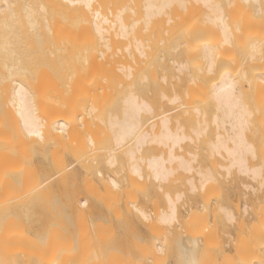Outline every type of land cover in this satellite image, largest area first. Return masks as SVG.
Masks as SVG:
<instances>
[{
  "label": "bare ground",
  "instance_id": "6f19581e",
  "mask_svg": "<svg viewBox=\"0 0 264 264\" xmlns=\"http://www.w3.org/2000/svg\"><path fill=\"white\" fill-rule=\"evenodd\" d=\"M115 1L122 6L115 7ZM132 1L0 0V264H203L218 230L212 229L206 238L180 234L178 202L186 193L174 196L170 192L178 181L186 192L198 193L183 202L181 208L189 213L200 206L203 210L213 207L212 211L221 212L217 216L224 227L233 230L244 223L246 214L260 216L264 222V215L256 210L264 207V74H258L264 66V38L249 40L232 31L225 15L226 2L253 3L260 6L250 17L263 22L264 0H193L194 6L205 9L216 43H202L204 32L197 26L191 48H174L171 59L154 55L153 63L162 69L155 82L162 108L153 123L148 116L155 113L154 108L132 91V66L121 62L114 51L119 43L115 38L129 40L140 23L130 24L124 17ZM137 3L139 10L133 11L146 30L154 20L170 17L172 10L186 9L185 0ZM62 17L67 20L62 22ZM242 23L235 22L237 31L242 32ZM81 25L89 29L82 41L77 32ZM93 44L99 54L87 57ZM135 49L144 55L140 42ZM126 51L132 57L129 44ZM235 52L241 58L231 70L228 56ZM190 65L204 75L188 78ZM41 78L50 79L53 86L39 96L31 85ZM126 79L129 87L109 101L105 83L114 93L116 84ZM192 92L201 94L210 110L191 101L180 102ZM64 96L66 103L60 102ZM82 102L90 104L86 113H96V123L101 122L99 134L90 133L86 139L81 131L86 124L82 119L73 121L70 113L73 105ZM72 139L79 140L78 153L84 157V161L78 158L80 169L51 158L70 148ZM102 140L107 156L99 161L94 149ZM146 146L161 148L160 154L140 158ZM119 150L127 158L130 174L138 176L130 179L145 190L143 202L152 195L165 204L154 218L137 202L126 204L132 188L121 181L111 176L95 184L90 181L93 164L102 161L114 166ZM140 162H145V168ZM34 164L41 169L39 177L27 178ZM87 185L95 193L93 210L102 214L103 203L110 207L99 222L92 216L84 222L74 217L75 211L90 203L75 194ZM218 187L244 198L239 216L229 207L210 203L207 192ZM19 190L22 198L13 202L9 197ZM118 214L123 223L116 222ZM191 218L189 227L195 229ZM153 219L154 224L145 223ZM151 228L164 231L165 242L146 243L144 235ZM257 232L241 228L235 236L229 232L228 253L264 264V232ZM108 240L122 242L110 246Z\"/></svg>",
  "mask_w": 264,
  "mask_h": 264
},
{
  "label": "rangeland",
  "instance_id": "374dc122",
  "mask_svg": "<svg viewBox=\"0 0 264 264\" xmlns=\"http://www.w3.org/2000/svg\"><path fill=\"white\" fill-rule=\"evenodd\" d=\"M223 2H226V0H222ZM119 1H115L116 6L119 7L122 6L118 3ZM186 2V9H179L178 10H172L170 12V17H162L157 20H154L152 25L146 28L144 27L143 23L141 22V17L138 15V13H134V11L139 10V4L137 3V0H134L130 3V8L124 13V17L129 22L130 24L140 22L135 25L134 27V33L133 35L129 38V40H122L115 38L116 42L119 41V43L116 44L114 51L118 54L119 59H121V62L127 65H131L133 68L132 74V83H133V88L132 91L142 100H145L151 106L154 108V114L152 116H148V119L153 120L151 123H153L157 118H154L159 115L161 112V101L160 100V90H159V84L155 85V82L159 81V76L162 71V69L157 67L153 63V58L156 53L158 55H162L165 58L164 59H171L174 48L179 47L180 49H186V48H191L193 44V37L197 35V29L200 27V31H203V40L201 41L202 43H208V42H215V38H217V35L212 32L210 29V26L208 24V18L206 15L205 9L202 7L195 5L193 3V0H185ZM264 6V3H262ZM114 7L112 5H109L108 7ZM198 6V9L196 8ZM226 13L225 15L227 16V21L231 23L232 26V31L235 30V32H239L238 34L244 35L247 37L249 40H262L264 38V19L263 22L260 21V18L254 19L251 18L250 16L256 12L258 7L260 5L256 4H248L241 3L239 4V1L232 2L231 5H228L226 2ZM134 10V11H133ZM103 11L107 16H109L110 20L113 19L109 12L103 8ZM137 12V11H136ZM263 13H260V16H263ZM235 17V19L233 18ZM180 17V20H179ZM249 17V18H248ZM264 17V16H263ZM233 18V19H232ZM253 19V21L258 20V22L253 23L249 22ZM239 19V20H238ZM62 22H65L67 20V17H62L60 19ZM167 20H171L170 25H167ZM174 22H173V21ZM178 20V21H177ZM235 20V21H234ZM243 20V23H242ZM261 20V19H260ZM206 21V23H204ZM241 22L243 24V29L242 32L236 30V24L235 22ZM234 22V23H233ZM177 24H180V26H177ZM162 26V27H161ZM171 26V27H170ZM198 26V27H197ZM234 26V27H233ZM242 28V27H241ZM198 29V31H199ZM202 29V30H201ZM89 29L87 28L86 25H81L77 28L78 32V38L80 41L85 40L86 37H88V31ZM199 31V33H200ZM136 42H140L141 45H143V50H144V55H140V53L135 49V44ZM78 43V39L75 38L74 44ZM90 42L88 41L89 47L91 46L89 44ZM131 46V53L132 57H130L129 53L126 51V46L127 45ZM87 47V46H85ZM93 49V50H92ZM119 49L120 51H117ZM99 48L95 47L94 44L90 48V51L87 53L88 56H93L99 54L98 52ZM174 53V52H173ZM235 52L234 54H236ZM109 55L115 54L114 52H109ZM234 55V56H235ZM233 55L228 56L230 59V69L234 70V67L237 66L235 63L236 61L240 60L241 56L240 54L234 57ZM117 58V57H116ZM118 59V58H117ZM235 59V61L233 60ZM237 59V60H236ZM162 60V59H161ZM237 61V62H238ZM150 65H149V64ZM189 70L192 71V74L188 76L190 77H199L203 76L204 72H196V68L194 65H190ZM258 74H264V66L258 69ZM199 75V76H198ZM32 77V76H30ZM33 82V81H32ZM130 84H128V80L121 81V83L118 85L116 84L115 88L116 90L114 93H112L113 88L109 86L107 83H105L104 91L109 93V101L111 99H116L117 97L121 96V93L124 92L125 89L129 87ZM53 86V82L45 78H41L40 80H35L32 85L31 89L32 92L35 94L42 96L43 94L46 93V91H52L50 87ZM86 90H89L90 87L88 86L86 82ZM93 89H91L92 91ZM42 93V95L40 94ZM104 93V92H103ZM40 98V97H39ZM68 99L66 97H62L60 99V102H67ZM190 101L192 103H190ZM180 102H189L190 104H195V105H201L202 109L204 110H210V106L205 105L203 96L199 94L198 92H192V96L186 95L181 99ZM197 103V104H196ZM202 103V104H200ZM39 105V104H38ZM41 105V104H40ZM89 103L82 102L80 104L73 105L71 109V118L73 121H81L86 124V127H88V130H86V127H83L81 129L82 132H84V135L82 134L83 138L86 139V136L92 135L96 133L98 127L101 122L98 121L99 123L97 124L95 120L96 118V113H86V109L89 107ZM205 106V108H203ZM41 107V106H40ZM106 108H109L106 106ZM114 113V111L112 112ZM175 112H172L171 115H174ZM178 113V112H177ZM83 116V117H82ZM85 117V119H84ZM96 119H95V118ZM152 118V119H151ZM149 122V124H151ZM99 131V130H98ZM97 131V132H98ZM87 132V133H86ZM86 133V134H85ZM99 133H96V135ZM94 134V136H96ZM77 136V135H75ZM207 135L204 136V139H207ZM71 147L70 148H65L63 150H59L57 153L53 154L51 158L54 159V161H59V160H64L70 162L72 164L73 168L80 169L81 168V163L78 158H82L81 161H84V157H81L80 153H78L80 149L79 145V140H70ZM99 143V144H98ZM98 145V146H97ZM96 145V148L94 149L97 156V160H102V158H105L107 156V146L106 144L102 141H98ZM185 146V145H184ZM146 146L141 150V153L139 154L140 158L146 159L150 158L151 156L154 155H159L161 148H156V146ZM156 148V149H155ZM119 153V154H118ZM179 153H182V150H179ZM103 157H102V156ZM100 156V157H99ZM86 157V156H85ZM117 157H118V162L115 163L114 166H110L109 164H106V162H99L95 163V166L93 164L92 167V174H91V179L90 181L92 184L98 182V179L104 178V177H113L115 180L121 181L124 185H127L132 188V196L126 200L127 203L131 202H137L139 205L144 206V208L147 210V212L154 218L155 214L160 211V208H166L165 204L162 202L160 203L159 199H153L152 195L149 197L152 199H149L146 202H143V193L145 190H142L138 185H136L135 180H131L130 177L138 178V176H134L130 174L127 158L125 157L122 158V153L117 152ZM126 161V162H125ZM142 163V167L145 168V162H140ZM30 168L32 171L26 176L28 177H39V174L41 172V169L38 164L31 165ZM84 168H82L83 170ZM89 170V169H87ZM99 171V173H98ZM145 175V174H144ZM142 179V178H141ZM90 184V183H89ZM87 185L86 187H82L80 191H76L75 194L80 198V199H87L90 200L89 205L86 206L83 210L81 211H75L74 217L77 222H84L88 220L90 216H92L97 222H99V218L101 215H103L106 212H109L110 207L108 206V203H103L102 205V214L101 212H96L95 210L92 209L91 205L93 202L91 200L94 198L95 193L92 190V188ZM174 188L170 189V192L172 195L176 196V194L179 193H186V196L184 195L182 199L178 202V207L180 208L178 211V221L181 222L182 224V229H181V235L186 238L189 236H197L201 238H206V234L211 233L212 229L218 230L217 234L218 236L216 239L213 241V249H209L208 252L205 254V259L203 264H256L257 261H260V259L252 258V257H246L244 259L239 258L237 255L230 254L227 251V248L229 245H227V239L229 236V232H232V234L235 236L239 228L241 229H249V232H254L255 231L259 232V230H262L264 232V222H261L260 216H254V217H249L246 214L244 217L246 218L244 223H241L240 227H235L233 230L231 227L230 228H225L223 225V219L219 216H217V213L221 214V212H216L212 211V208H209L207 210H203L202 207L200 206L199 210L197 211L196 209L192 211V213H189V210H185L182 207L183 202L186 201L190 196L196 195L191 192H186L185 187L182 185L181 182H177L174 186ZM176 187V189H175ZM89 189V191L87 190ZM83 192V193H82ZM162 193V192H161ZM204 192H202L203 194ZM22 190H19L17 193L11 195L9 198L13 200V202L20 201L22 198ZM79 194V195H78ZM201 194V196H202ZM204 193L203 196H207L209 198L210 203L213 205H224L226 207H229L230 211L236 215L239 216V214L242 213V204L244 198H242L241 194L238 192H226L223 191L222 188L218 187L216 189L211 190L210 192ZM142 195V196H141ZM205 196V198H206ZM89 198V199H88ZM198 200H202L200 196L197 197ZM200 198V199H199ZM247 199V198H246ZM213 205V206H214ZM89 207V208H87ZM242 208V209H241ZM255 208V207H254ZM162 210V209H161ZM257 213L259 215H264V207H258ZM192 215V222L196 225L195 229H190L189 224H190V217ZM197 216L200 217V219L197 218ZM118 218V221L116 222L123 223L122 221V216L121 214L116 215ZM196 217V218H195ZM256 217L258 219H256ZM250 219V221H249ZM238 220V217H237ZM154 219L151 220V222H145L146 224H154ZM228 223V222H227ZM226 223V224H227ZM230 224V223H228ZM208 225V226H206ZM207 227V228H206ZM256 228V229H255ZM257 232V233H258ZM166 233L164 231L159 232L157 228H151L149 229L144 237L146 239V243L149 241L159 244L162 241L166 240ZM85 238V237H84ZM200 238V239H201ZM86 240V239H85ZM122 240L117 241L116 243L113 241H107V244L110 246L117 245L118 243H121ZM165 242V241H164ZM110 243V244H109ZM94 247V246H93ZM86 251L84 252V254ZM218 261L217 263H215Z\"/></svg>",
  "mask_w": 264,
  "mask_h": 264
}]
</instances>
